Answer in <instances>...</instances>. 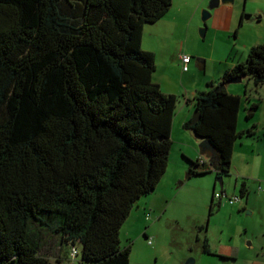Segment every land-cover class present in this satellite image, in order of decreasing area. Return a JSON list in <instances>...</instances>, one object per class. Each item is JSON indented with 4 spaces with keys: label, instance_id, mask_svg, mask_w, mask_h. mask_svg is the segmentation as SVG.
Returning <instances> with one entry per match:
<instances>
[{
    "label": "trees",
    "instance_id": "obj_1",
    "mask_svg": "<svg viewBox=\"0 0 264 264\" xmlns=\"http://www.w3.org/2000/svg\"><path fill=\"white\" fill-rule=\"evenodd\" d=\"M172 4L0 0V264H51L45 231L72 251L80 244L85 262L130 264L121 229L167 172L178 103L154 80L143 35ZM238 78L264 84V42L195 97L199 120L184 125L215 149L218 181L231 175L238 140L257 130L239 129L242 97L219 89ZM190 162L188 177L210 172Z\"/></svg>",
    "mask_w": 264,
    "mask_h": 264
},
{
    "label": "rangeland",
    "instance_id": "obj_2",
    "mask_svg": "<svg viewBox=\"0 0 264 264\" xmlns=\"http://www.w3.org/2000/svg\"><path fill=\"white\" fill-rule=\"evenodd\" d=\"M182 3L184 4V1ZM207 5L208 7L201 9L197 16L189 37L181 35L167 40L171 45L169 64L178 54L191 56L192 64H196L200 57L207 63L203 69L196 66L192 74L178 82L180 90L176 95L177 110L185 103L186 98L195 103L193 91H199L197 95L202 93L200 88L207 85L205 80L218 73L220 55L230 49L228 43H224L227 34L214 29V18L204 23L203 11L209 8L210 1ZM261 6L264 9V0L249 4L248 9L254 12L255 7ZM236 7L243 10L244 2L237 0ZM246 14L251 15V12ZM205 26L209 30L206 31L205 37H202L201 29ZM230 36L232 42H236L234 33ZM249 39L250 36L246 37L244 34L241 37V45L244 41L249 42ZM240 57L232 54L231 59L240 60ZM192 64L190 63L189 70ZM162 65L159 55L158 66L161 72ZM227 87L242 97L239 129L257 124L259 130L260 137H253V141L259 144L255 151L261 156L257 165L249 168L253 175L248 179L249 200L243 197L240 202L231 204L225 197L219 206V199L215 198L211 215L212 197L214 193L222 191V185L216 172L210 169L209 173L188 177L193 168L190 160L201 158L202 143L188 131L191 139L176 140L172 143L169 165L165 173L167 179L161 180L162 185L159 187L164 188L163 192L160 189L142 198L121 229V247L131 246L130 264H264V191L259 189L260 186L264 188V143L259 141L264 140V84L256 87L252 79L244 78L242 82L230 83L226 85V89ZM252 104L259 105V108L253 118L247 119ZM194 113L195 110L192 116ZM178 135V139H181ZM240 152L239 149L231 175L223 178L228 188V197L241 196L242 180H238L236 176L239 172L241 174L248 170L240 161ZM236 180L239 181L238 184ZM159 194L163 195L157 198ZM149 200H156L157 207L153 208L150 204L146 206L145 203ZM44 240L41 254L49 257L51 264H95L83 261L80 244H77L79 254L72 259L71 244L60 245V237L48 231L44 232ZM206 242L209 253L205 252Z\"/></svg>",
    "mask_w": 264,
    "mask_h": 264
},
{
    "label": "crops",
    "instance_id": "obj_3",
    "mask_svg": "<svg viewBox=\"0 0 264 264\" xmlns=\"http://www.w3.org/2000/svg\"><path fill=\"white\" fill-rule=\"evenodd\" d=\"M183 1H184V4L182 3ZM209 1L211 0H173V4H172L170 11L162 19H160L156 23L145 26L142 46L144 50L153 52L155 54L157 69H156V72L154 73V80L161 86L162 91L166 94L177 95L180 90V87L177 86L178 82L183 81L187 75L192 74L193 71L196 69V66L202 69L207 66L206 61L200 57L197 59L196 64L195 63L192 64L193 60L191 61L192 67H190V70L188 72H183L182 62L180 59L181 54L174 56L173 62L169 64L168 54L170 55L171 53L170 51L171 45L167 42V40L169 41L173 39L175 36H181V35L189 37L190 29L192 25L197 20V16L200 14L201 9L208 7L207 4ZM241 1L244 2L243 10L236 7L237 0H235V3L233 6L221 5L220 6L221 8L219 10H216L215 12L214 10H212V17L214 18L213 26H215L214 29L217 32L221 31V33L223 32L227 34L224 38V43L225 44L228 43L229 45L228 47L230 49H226V52L224 51V55H220L219 64H218L219 66H218V71H217L218 73L217 75H212L205 80L207 85L201 86L200 91L202 92H206V91L213 89L215 85H217V82L219 81V79L224 75V73L228 69L233 68L234 66H236L237 64L241 62H244L250 49L264 42V27H263L264 9L262 6L255 7L256 9L254 12L248 9L249 4L258 3L260 1L262 2V0H241ZM246 12H251V15L246 14ZM244 13L247 16H244ZM179 30L181 31L180 35H179ZM208 30L209 29H207V31ZM246 31L247 33H245ZM231 33H234V36L236 38V42L234 43L232 42V38L230 36ZM244 34L246 37L250 36V39H249V42L244 41V44L241 45L242 43L241 37ZM232 54L236 56L240 55L241 59L240 60L234 59V58L231 59ZM159 55L161 56V62L163 63L162 72L158 66ZM243 58L245 59L242 60ZM175 73H177L178 77ZM227 91L229 93L236 94L234 93L233 90H230L228 87H227ZM198 92L199 91H193L194 98L197 96ZM194 110H195V103L191 102L190 98H186L185 103L182 104L180 107H178V110L176 111L177 112L176 117L174 118L173 127H172L173 141L176 142V140H184L186 138L191 139L189 132L191 133L192 137H195L191 131L185 129L184 127L186 122H188L189 120H192V117H193L192 114ZM254 125L257 126L255 136L241 137L235 145L233 158H232L231 171H233L236 155L240 149L241 151L240 161L244 166L248 167V170H246L244 173H241V174L239 172V175L237 176L235 175V176L238 180H242L241 186L245 183L247 188H249L248 179L251 176H253L249 168L256 166L258 158L261 156V155H258L259 153L257 154L255 151V149L257 150V147L259 148V144L254 143L253 137H260V136H258V132H259L258 125L257 124H254ZM239 126H240V117H239ZM246 128L249 129L251 128V126L244 127V129L242 130H246ZM178 133H181V134L178 135ZM177 135L181 136L182 138L178 139ZM259 141L264 143V140H259ZM187 149L185 150V152L187 151ZM200 154H201V158L197 160H201L203 158V159L210 161L209 155H204L201 147H200ZM210 167L209 169L212 170ZM236 169L238 170L239 166H237ZM165 179L167 178L164 175L162 181H164ZM238 180H236L237 182L236 184L239 183ZM162 181H160L155 192L159 191L160 189L163 192L164 188H159L161 187L160 185H162L161 184ZM223 190H225L227 194L228 188L225 185L224 180H223L222 191ZM260 191H264V188L262 187V190ZM249 193L246 196L247 201L249 200ZM161 195L163 194H159L156 197L160 198ZM141 200L142 199L139 200L137 205H139ZM222 201L223 200L221 201L219 200V203H218L219 206H221ZM145 204L146 206L150 204L153 208L157 207L156 200L146 201Z\"/></svg>",
    "mask_w": 264,
    "mask_h": 264
},
{
    "label": "water",
    "instance_id": "obj_4",
    "mask_svg": "<svg viewBox=\"0 0 264 264\" xmlns=\"http://www.w3.org/2000/svg\"><path fill=\"white\" fill-rule=\"evenodd\" d=\"M235 2V0H211L210 1V5L209 8L203 11V21L204 23H206L209 19H211L212 17V10H215L217 8H219L221 5H233ZM206 31H207V26H205L204 28L201 29V35L202 37H205L206 35ZM242 82V78H238L235 79L233 81H230L228 84L230 83H239ZM226 88V85H221L219 87L220 90ZM199 120V113L197 111H195L194 116L192 118V122L193 124L196 123ZM201 149L202 151H209L211 152L210 155V162L213 165H219V158L218 155L215 151V149L211 146L210 142L208 140H204L201 143ZM219 181L221 182L222 186H223V178L219 179ZM243 197L240 196V199H242Z\"/></svg>",
    "mask_w": 264,
    "mask_h": 264
},
{
    "label": "built area",
    "instance_id": "obj_5",
    "mask_svg": "<svg viewBox=\"0 0 264 264\" xmlns=\"http://www.w3.org/2000/svg\"><path fill=\"white\" fill-rule=\"evenodd\" d=\"M180 59L182 61V70H183V72H188L189 71V65H190V63L192 61L191 56H189L188 54H181L180 55ZM209 163L210 162L208 160L203 159V158L201 159V164H207V166L210 167ZM259 189L262 190V186H260ZM225 197L229 199V202L231 204H234L236 202H240L241 201L239 196L228 197L226 192H223V191L215 193V198L219 199L220 201L223 200ZM149 243H151V240H150ZM78 254H79V251L74 248L73 251H72V254H71L72 257L76 258Z\"/></svg>",
    "mask_w": 264,
    "mask_h": 264
},
{
    "label": "flooded vegetation",
    "instance_id": "obj_6",
    "mask_svg": "<svg viewBox=\"0 0 264 264\" xmlns=\"http://www.w3.org/2000/svg\"><path fill=\"white\" fill-rule=\"evenodd\" d=\"M209 164L211 166L210 168L213 169V170H215V168L213 167L212 163L210 162Z\"/></svg>",
    "mask_w": 264,
    "mask_h": 264
},
{
    "label": "clouds",
    "instance_id": "obj_7",
    "mask_svg": "<svg viewBox=\"0 0 264 264\" xmlns=\"http://www.w3.org/2000/svg\"><path fill=\"white\" fill-rule=\"evenodd\" d=\"M210 162V161H209Z\"/></svg>",
    "mask_w": 264,
    "mask_h": 264
}]
</instances>
